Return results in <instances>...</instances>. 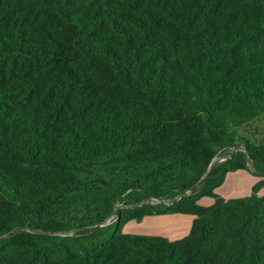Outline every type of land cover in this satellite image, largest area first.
Returning a JSON list of instances; mask_svg holds the SVG:
<instances>
[{
	"label": "trees",
	"instance_id": "1",
	"mask_svg": "<svg viewBox=\"0 0 264 264\" xmlns=\"http://www.w3.org/2000/svg\"><path fill=\"white\" fill-rule=\"evenodd\" d=\"M263 112L264 0H0V264H264Z\"/></svg>",
	"mask_w": 264,
	"mask_h": 264
},
{
	"label": "rangeland",
	"instance_id": "2",
	"mask_svg": "<svg viewBox=\"0 0 264 264\" xmlns=\"http://www.w3.org/2000/svg\"><path fill=\"white\" fill-rule=\"evenodd\" d=\"M235 134L243 136L248 142L252 145H261L264 146V112L259 115L257 118L253 119L250 122H247L239 127L234 129ZM229 151L223 152L218 157H216L213 162H221L225 159ZM246 171V170H245ZM234 176H230L223 184L222 187H226L230 185L229 189L232 191L234 187H236V193L243 192L244 188L247 187L248 190L250 184L246 177H250L249 179L255 180L254 184L259 180V177L249 171H246L242 175L240 173H232ZM130 180V177L124 178V180ZM258 179V180H257ZM131 184V182L129 183ZM253 184V185H254ZM250 188H252V186ZM129 191V190H128ZM262 191L264 193V186L262 187ZM127 193V192H126ZM187 192H184L186 194ZM242 195V194H241ZM180 196H176L175 200L179 199ZM95 196H89L86 198V203L90 201H95ZM146 201V200H145ZM150 204L157 203V200L154 198H150L147 200ZM206 201H211V198H204L202 201V205ZM168 204V203H167ZM120 204L115 203L114 209L112 213L107 217L106 221L104 222L105 225L115 222L116 221V211L119 209ZM178 215V214H177ZM178 217L171 214H162L156 216H146L139 221L129 220L127 221L121 228L122 233H129L135 235H146V236H162L164 238L178 240L181 235V230L179 222H177ZM173 231V234H168V232Z\"/></svg>",
	"mask_w": 264,
	"mask_h": 264
},
{
	"label": "crops",
	"instance_id": "3",
	"mask_svg": "<svg viewBox=\"0 0 264 264\" xmlns=\"http://www.w3.org/2000/svg\"><path fill=\"white\" fill-rule=\"evenodd\" d=\"M234 173H240V175H242L243 173H245L246 171L245 170H236V171H233ZM233 172H228V173H226L225 174V176H224V179H223V182L219 185V186H217L214 190H213V192L216 194V195H218V196H220V197H222V198H224V199H232V198H239V197H244V196H247V195H249L250 194V192H251V185H253L254 184V181L255 180H251V179H249L250 177H246V179L248 180V183L250 184V186H249V188H248V190H246L247 189V187L246 188H244V191L241 193V192H239V193H236V187H234V190H230L229 189V187H230V185H228L227 187L228 188H226V187H222L223 186V184H225L224 182L230 177V176H234V175H232V173ZM258 180V179H257ZM242 194V195H241ZM257 195L258 196H264V193H263V191H262V188H260L259 189V191L257 192ZM204 198H211V197H207V196H205V197H202V198H200V200H198V204L199 205H201V206H209V205H211L212 203H213V199L211 198V201H206V202H204L203 203V205L201 204L202 203V201H204ZM178 214V215H177ZM160 215H162V214H160ZM169 215V214H168ZM171 215H173V216H177L178 218L176 219L177 220V222H179V224H180V230H181V235H180V237L181 238H183L184 236H186L187 234H188V232H189V230H190V226H191V223H192V220L194 219V216H192V215H189V214H181V213H171ZM149 216H156V215H149ZM144 217H146V216H144ZM143 217V218H144ZM142 218V219H143ZM122 231V230H121ZM125 234H129V233H125ZM168 234H173V231H170V232H168ZM133 235H135V234H133ZM144 236H146V235H144ZM158 237H162V236H158ZM162 238H164V237H162ZM181 238H179V239H181ZM166 239V238H165ZM177 240V239H176ZM168 241H173V239H168Z\"/></svg>",
	"mask_w": 264,
	"mask_h": 264
},
{
	"label": "built area",
	"instance_id": "4",
	"mask_svg": "<svg viewBox=\"0 0 264 264\" xmlns=\"http://www.w3.org/2000/svg\"><path fill=\"white\" fill-rule=\"evenodd\" d=\"M167 205H169V203Z\"/></svg>",
	"mask_w": 264,
	"mask_h": 264
}]
</instances>
